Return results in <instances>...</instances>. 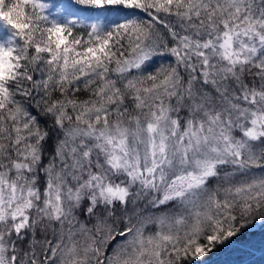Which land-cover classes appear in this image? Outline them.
Masks as SVG:
<instances>
[{"label": "snow or ice", "instance_id": "obj_1", "mask_svg": "<svg viewBox=\"0 0 264 264\" xmlns=\"http://www.w3.org/2000/svg\"><path fill=\"white\" fill-rule=\"evenodd\" d=\"M264 257V0H0V264Z\"/></svg>", "mask_w": 264, "mask_h": 264}, {"label": "trees", "instance_id": "obj_2", "mask_svg": "<svg viewBox=\"0 0 264 264\" xmlns=\"http://www.w3.org/2000/svg\"><path fill=\"white\" fill-rule=\"evenodd\" d=\"M236 257H228L222 255H211L207 258V264H217L218 261L235 260ZM245 264H264V257L261 252L257 251L252 256L242 258Z\"/></svg>", "mask_w": 264, "mask_h": 264}]
</instances>
